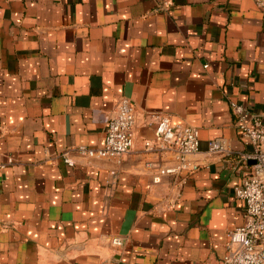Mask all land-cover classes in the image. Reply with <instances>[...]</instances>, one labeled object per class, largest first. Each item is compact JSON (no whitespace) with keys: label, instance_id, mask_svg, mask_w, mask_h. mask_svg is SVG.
I'll list each match as a JSON object with an SVG mask.
<instances>
[{"label":"crops","instance_id":"0c3cea01","mask_svg":"<svg viewBox=\"0 0 264 264\" xmlns=\"http://www.w3.org/2000/svg\"><path fill=\"white\" fill-rule=\"evenodd\" d=\"M122 97L119 163L56 156L102 145ZM231 101L264 120L254 0H0V264H221L252 150ZM152 113L198 130L197 171L153 181L173 155L144 148ZM217 138L228 153L207 151Z\"/></svg>","mask_w":264,"mask_h":264},{"label":"built area","instance_id":"2783aa9c","mask_svg":"<svg viewBox=\"0 0 264 264\" xmlns=\"http://www.w3.org/2000/svg\"><path fill=\"white\" fill-rule=\"evenodd\" d=\"M254 3L264 9V0H254ZM230 106L240 139L250 144L252 150L242 155L243 159L251 160L250 172L234 187V196L243 204V222L226 231L221 264H264V120L259 115L249 113L242 103L231 101ZM135 115V104L122 97L107 120L102 145L79 144L56 151V156L68 167L75 165L71 156L73 152L86 159H106L119 163L133 145ZM150 124L153 126V136L144 139V148L173 155L172 163L157 168L153 181H159L161 175L189 174L201 167L193 157L200 150L195 127L173 123L168 115L159 113L151 114ZM230 150L223 138L207 143L210 153H228ZM45 158L50 159L48 153ZM111 243L120 245V237H111Z\"/></svg>","mask_w":264,"mask_h":264}]
</instances>
